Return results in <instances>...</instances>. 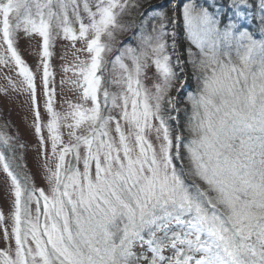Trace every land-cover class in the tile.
<instances>
[{"label": "snow or ice", "instance_id": "snow-or-ice-1", "mask_svg": "<svg viewBox=\"0 0 264 264\" xmlns=\"http://www.w3.org/2000/svg\"><path fill=\"white\" fill-rule=\"evenodd\" d=\"M145 3L0 0V66L21 77L6 79L28 96L47 181L37 186L17 162L24 144L0 125L13 197L10 216L0 210V264H264V0H225L213 11L187 0L183 53L175 6L169 16ZM134 28L137 46L109 62L118 34ZM20 32L42 39L46 122ZM57 37L73 48L84 41L76 51L88 53L64 67L80 91L65 112L49 63ZM150 62L158 80L148 86ZM189 72L190 110L172 94Z\"/></svg>", "mask_w": 264, "mask_h": 264}, {"label": "rangeland", "instance_id": "rangeland-1", "mask_svg": "<svg viewBox=\"0 0 264 264\" xmlns=\"http://www.w3.org/2000/svg\"><path fill=\"white\" fill-rule=\"evenodd\" d=\"M187 2V1H186ZM184 4V3H183ZM176 0H169V6H175L177 12V21L182 23V6ZM200 4V2H197ZM214 4H218L215 0ZM209 11L213 9L209 8ZM257 23L255 20L249 22L248 26L250 30L257 32L259 29L255 25ZM258 24V23H257ZM183 33V31H182ZM129 36V40H127ZM125 40V42H124ZM127 40V41H126ZM183 34L178 39V44H183ZM127 44H131L133 47L137 46V40L134 38V32L129 31L126 34H118L116 49L113 53L108 54L107 59L109 62L118 54V49L124 47ZM16 46L22 55L26 63L31 67L34 73H36V85H37V99L40 103L41 112L45 117V122L47 121V113L44 109V101L46 99L44 94V89L42 85V75L43 68L40 65L41 52H42V39L39 36L32 35L26 36L23 32L17 34ZM84 47V41H76L75 48L71 41L63 39L62 37H57L54 41L53 47L50 49L53 55L50 58L51 71L54 73V87L56 89L55 95V107L57 111L65 112L68 111V102L73 103L80 102V91L71 84V81L76 79V76L72 72H65V66H71L73 63L77 62V57L80 59H87L88 53L85 51L77 52V49ZM126 63L130 64V61L126 60ZM109 71L111 69V64L107 65ZM147 79L145 83L151 86L153 82L158 80L156 75L155 66L151 64L146 70ZM189 75V82L187 87L181 90L179 93L173 90V95H178L181 99V104L179 107L188 108L190 110V104L188 103L186 97L187 93L194 91L196 85L195 81L191 80V73ZM6 77H11L12 80L19 83L21 77L17 74V69L14 66H0V88L7 89V94L4 91H0V125H7V132L10 135L18 136L19 141L24 144V148L18 149V163L25 165V171L32 177L37 186L45 187L47 189V181L45 179V172L43 170V156L39 146V139L34 132L32 125L33 113L31 110L30 103L28 102V96L25 93H20L13 91ZM64 83L61 84V81ZM179 85H177L178 87ZM111 91H117L115 86L110 87ZM90 104V102H89ZM185 113L181 111L180 122L181 125L185 121ZM184 135L187 137L189 133L184 130ZM61 131L64 133V139L67 141L68 136L67 128H62ZM45 140L48 142V151H51L50 141H48V133L45 129L44 131ZM83 152V150H82ZM82 168V164H81ZM13 197L10 189V181L7 178L6 173L0 169V210H3L6 216H10L12 210ZM10 223V220H9ZM5 242L3 239V233L0 232V248L5 247ZM139 251V249H137ZM168 254V253H166Z\"/></svg>", "mask_w": 264, "mask_h": 264}, {"label": "trees", "instance_id": "trees-1", "mask_svg": "<svg viewBox=\"0 0 264 264\" xmlns=\"http://www.w3.org/2000/svg\"><path fill=\"white\" fill-rule=\"evenodd\" d=\"M179 4H183V3H185L187 0H176ZM218 1V4L220 5V4H223V3H225V0H217ZM197 2H200L201 3V5H203V6H205V7H209L210 9H213L212 7H211V5L212 4H214V2H215V0H196V3ZM149 5H151L152 7H149ZM144 7L145 8H148V11H151L152 10V8H156V9H165V10H167V12H168V15L169 16H171L172 14H173V7H170L169 6V0H147V3H145V5H144ZM144 9L142 8L141 9V11H143ZM175 15H177V13H176V8H175ZM129 19H131V17H129V16H125V17H123V20H125V21H127V20H129ZM176 19H177V16H176ZM256 21V20H255ZM257 22V21H256ZM255 23V22H254ZM182 25V23H180V22H178L177 20H176V30L180 33V36L183 34L182 33V28L180 27ZM255 25L258 27V24L257 23H255ZM134 33L136 32V31H138V29H133L132 30ZM131 32V31H130ZM128 33V32H127ZM124 34H126V33H124ZM127 40H129V36H127V38H126ZM126 40V41H127ZM124 42H125V40H124ZM169 43H170V41H169ZM177 47H178V52H180V53H183L184 52V44H178L177 45ZM169 52H171V49H169ZM182 59L184 58V56H182L181 57ZM175 59V56H173V60ZM176 71L178 72L179 71V69H176Z\"/></svg>", "mask_w": 264, "mask_h": 264}]
</instances>
